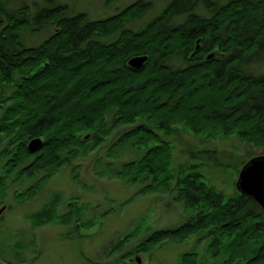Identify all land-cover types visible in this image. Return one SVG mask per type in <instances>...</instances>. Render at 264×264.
<instances>
[{"label": "trees", "instance_id": "trees-1", "mask_svg": "<svg viewBox=\"0 0 264 264\" xmlns=\"http://www.w3.org/2000/svg\"><path fill=\"white\" fill-rule=\"evenodd\" d=\"M8 1L0 0V201L10 173L19 182L48 173L35 188L15 194L16 200L32 199L50 175L98 149L114 130L132 126L118 135L107 156L129 149L136 158L113 173L110 164H100V171L142 186L145 195L172 194L187 216L150 232L121 256L124 263L157 245L197 236L214 258L210 264H264V211L237 190L225 197L196 166H179L173 177L172 146L159 135L181 126L198 136L235 135L264 149V1L169 0L138 30L131 26L151 10L150 2L138 0L91 20L46 0L48 7L32 17L24 7L9 12ZM52 25L54 32L40 44H23L21 35L35 36ZM140 56L147 57L143 67L130 68L128 61ZM37 138L42 147L30 153L28 144ZM58 204L54 197L27 218L35 228L71 224L69 237L93 226L82 224L81 210L77 218L71 214L77 200L59 218ZM138 230L118 240L113 253ZM198 252L197 246L182 252L177 263L209 264Z\"/></svg>", "mask_w": 264, "mask_h": 264}, {"label": "rangeland", "instance_id": "rangeland-1", "mask_svg": "<svg viewBox=\"0 0 264 264\" xmlns=\"http://www.w3.org/2000/svg\"><path fill=\"white\" fill-rule=\"evenodd\" d=\"M46 1L51 5L66 7L70 15L85 13L91 20H102L119 13L138 0H117L114 3L108 0ZM142 1L150 2L151 10L132 24L131 27L135 30L143 28L169 2ZM226 1L222 0L221 3ZM45 3L44 0H10L6 3V9L14 12L24 7L32 17L35 12L48 7ZM54 29L55 26L52 25L40 30L35 36L27 32L20 38L26 47H34L52 34ZM262 68L264 69V65ZM131 127L114 130L98 149L87 156H78L54 175H50L42 188L34 189L36 193L32 199L16 200L15 194L35 188L48 173L42 172L20 182L15 179L16 173L4 177V198L0 202L6 209L0 219V264H125V258L121 256L130 252L150 232L175 226L185 220L187 215L173 200L172 194L155 192L145 195L139 192L142 186L115 179L112 174L103 175L100 171L102 164H110L113 173L117 171L119 164L136 158V153L129 149H124L113 158L107 156L109 146L117 141L118 135ZM83 135L90 136L91 133L86 132ZM159 135L172 146L170 173L173 177L179 166H196L204 180L223 192L225 197L236 191L234 185L241 166L250 158L264 153L263 148L246 144L235 135L210 138L195 135L181 126L174 128L171 135ZM207 151L213 152L211 157L203 153ZM2 168L7 176V168L3 162ZM54 197L59 198L55 213L57 218L66 212L64 203L74 199L79 205L71 214L77 218L81 210L82 224L87 226L88 222H92L93 226L89 230L82 228L78 236L71 237V224L52 223L35 228L27 216L41 210ZM121 204L123 208L118 209ZM137 229L138 235L130 243H126L120 252L114 254L113 245ZM194 246L198 247L199 256L204 257L206 263L214 262V258L207 253L206 241L194 236L182 243L169 242L155 246L149 254L142 255L140 264H178L179 254ZM127 262L130 263L129 260ZM220 262L222 259L217 261Z\"/></svg>", "mask_w": 264, "mask_h": 264}, {"label": "water", "instance_id": "water-1", "mask_svg": "<svg viewBox=\"0 0 264 264\" xmlns=\"http://www.w3.org/2000/svg\"><path fill=\"white\" fill-rule=\"evenodd\" d=\"M146 61L147 57L145 56L134 57L128 61V66L138 70L143 67ZM41 147V139H33L28 144V151L34 153ZM235 188L241 195L252 198L262 211H264V153L260 156L250 158L242 165L235 182ZM74 204L75 201H71L66 204L65 208H70ZM5 209L6 206L0 208V217ZM142 255L135 256L128 260L130 263L140 264V261H142L141 259L143 258Z\"/></svg>", "mask_w": 264, "mask_h": 264}]
</instances>
